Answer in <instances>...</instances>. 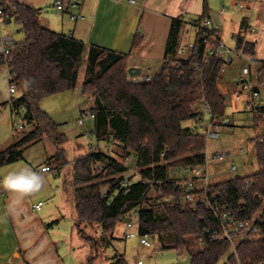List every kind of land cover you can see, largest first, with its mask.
Returning a JSON list of instances; mask_svg holds the SVG:
<instances>
[{
    "label": "trees",
    "instance_id": "16d2710c",
    "mask_svg": "<svg viewBox=\"0 0 264 264\" xmlns=\"http://www.w3.org/2000/svg\"><path fill=\"white\" fill-rule=\"evenodd\" d=\"M3 10L9 17H15L25 35L23 41L12 44L13 52L7 63L17 85V95L10 102L15 111L25 110V117L34 128L0 152V166L19 160L23 147L43 136L57 146L54 157L66 160L62 146L67 136L50 114L40 108V101L75 89L86 59L81 89L93 99L90 113L94 117L96 139L118 141L127 155L137 154L141 179L156 177L163 182L153 184L130 178L126 187L123 181L128 167L124 161L102 150L77 157L73 162V185L78 226L82 222L99 223L104 233H113L116 223L136 210L140 235L158 236L162 240L174 235V240L165 241L163 246L181 253L190 252L187 237L197 235L206 246L191 252L190 264L218 263L230 252L232 243L223 234L213 210L204 201H199L195 208L184 207L180 201L183 193L176 181H166L172 168L205 165L208 160L205 133L194 132L183 121L202 118L204 111L198 106H202L203 99L214 120L226 113L225 95L219 88L224 62L216 57L205 61L206 48L198 31L194 46L186 55L182 54L181 35L186 21L174 18L162 68L151 81L134 82L128 79L126 53L54 31L40 22L37 9L25 3L14 0L11 5H3ZM204 18L201 14L192 21L198 26ZM236 48L243 49L246 55L255 54V43L244 42L241 37ZM256 75L264 97V61ZM253 110L257 116H264V105ZM254 142L257 172L210 184L207 190H196L200 197L207 194L213 199L217 195V200L239 220L256 219L255 228L237 243L225 264H264V137ZM166 148L167 164L161 159ZM163 191L175 194L178 202L164 201ZM111 264L130 263L120 255Z\"/></svg>",
    "mask_w": 264,
    "mask_h": 264
},
{
    "label": "crops",
    "instance_id": "0c3cea01",
    "mask_svg": "<svg viewBox=\"0 0 264 264\" xmlns=\"http://www.w3.org/2000/svg\"><path fill=\"white\" fill-rule=\"evenodd\" d=\"M13 1L0 0V5H11ZM16 1L37 9L40 22L44 26L82 39L87 44H98L126 53L128 68L139 67L141 74L152 75H155L163 66L171 23L174 18H182L186 21L181 35L183 47L189 41L194 40V37L191 38V36L184 39L185 34H191L192 27H194V34L197 33L196 24L188 16L190 13L204 14L211 18L217 28L219 38L225 42L222 27L228 25L227 18L230 13H225L228 5L231 6L230 12L237 15L241 13L239 8L249 9V26H252L257 9L260 8L258 0H136L135 3L130 0H75L79 5L70 7V10L57 9L54 6L55 0ZM68 1L65 0V2ZM224 1H227V4ZM71 14L79 15V17L74 19ZM255 19L262 22L260 16ZM251 30L254 31V28ZM21 31V25L14 16H0V120L7 111H11V116L17 114L9 106L10 100L17 93L9 91L10 68L3 61V53L7 45L24 40L25 35L23 32L20 33ZM234 36L237 47V39L240 36ZM243 40L249 42L247 37ZM236 47L234 49H237ZM236 82H234L235 89ZM81 86L78 85L75 89L44 97L40 101V108L49 113L59 125L65 124L66 118H58L56 115L64 114L65 117L70 110H75L76 107L83 108L82 101L85 94H83ZM219 88L225 95L221 82H219ZM88 98L90 111L93 99ZM200 107L204 111L203 106ZM21 110L18 112L20 113ZM81 120L83 122V119ZM195 120L198 123L199 118ZM81 127L85 129V126ZM47 138L53 143L48 136ZM18 140L20 139L16 138L13 133L4 135L0 139V152ZM64 144L62 147L67 160L65 165L57 163V158L54 155L58 149L54 143H47V146L37 150L35 155L32 153L27 155L24 166L13 164L23 160L30 144L23 147L22 157L19 160L1 165L0 179L9 172L21 168H31L41 172L42 166L50 165L51 169L41 173L45 177V182L42 189L34 194L21 198L0 187V264L83 263L78 257L72 256L73 250L79 244L82 245V239L78 237L76 229L77 210L72 169L75 159L86 154L79 156L75 154L70 157ZM83 152L81 151V153ZM227 154H230V151L225 152L224 156ZM53 160L55 163L52 164ZM38 162H40V166L38 165L37 169L35 164ZM54 170L58 172L57 175H54ZM65 172L68 177V187L60 180ZM55 180L57 184L53 183ZM58 195H60L59 201H56ZM62 195L65 197L63 200ZM52 197L55 200H51L50 205H46V200L52 199ZM40 202L42 205L38 209L37 205ZM64 218L69 223L68 229L60 226V222ZM54 220L59 223L54 224ZM75 242L77 245H74Z\"/></svg>",
    "mask_w": 264,
    "mask_h": 264
},
{
    "label": "rangeland",
    "instance_id": "374dc122",
    "mask_svg": "<svg viewBox=\"0 0 264 264\" xmlns=\"http://www.w3.org/2000/svg\"><path fill=\"white\" fill-rule=\"evenodd\" d=\"M227 4V1H224ZM255 18L257 16L262 19H253L252 26H249L250 10L239 8L240 14L231 13V6L228 5L225 13H230L227 18V26L222 27V34L225 39V43L231 49L236 47L235 36L241 38H248L249 42L256 44V53L253 56H236L233 62L227 64L225 70L222 72L220 82L224 87L225 99H226V113L223 117H229L227 125H222L220 128L212 127L213 132H219L218 136H207L206 154H207V166L208 174L210 176V184H215L232 179L237 176H250L259 170V165L255 156L254 139L258 137H264V116L258 115L251 109L247 101L250 98L248 92L244 93L241 99H236L234 90V82L239 79L242 67L248 65L251 68L252 74H256L258 69L262 66L264 61V0H258ZM244 11V13H242ZM189 20V18H187ZM251 25V24H250ZM191 28V26H190ZM254 28V31L251 30ZM191 34H185V38H195L194 27L191 28ZM22 33V31L20 32ZM193 38V39H194ZM188 52V51H187ZM187 52H182L186 55ZM128 63V62H127ZM164 64V62H163ZM128 73V68H127ZM86 75V59L82 62L80 68V74L78 79V85L81 86ZM130 75L128 73V79ZM77 85V87H78ZM82 101L83 108L76 107L75 110H70L64 117V114L56 115L58 118H66L65 124L59 125V130L68 136L64 147L67 149L70 157L79 156L80 154H87L90 151L102 150L108 154L116 157L117 159L126 163L128 170L124 174V179L133 178V180L139 179V168L135 167L134 161H132L131 155H127L122 148V145L115 140L111 141H98L93 133L94 129V117L89 111L88 97L84 96ZM260 103L264 105V97L260 100ZM201 106V105H200ZM198 106L200 109L201 107ZM2 109H5L2 107ZM223 117L217 118L216 122L220 123ZM202 118L206 123L210 121V113L207 109H204ZM83 119V122H81ZM21 125V127H20ZM185 127L195 126L199 131L206 133L205 127L199 126L195 119H187L183 121ZM81 126H85L82 129ZM34 128L32 122H29L25 117V110L22 109L20 113L11 116V111L5 112V116L0 120V139L4 135H11L13 133L16 138L25 136L30 133ZM43 138V139H42ZM34 144L31 143L24 158L21 161L16 162L13 165L24 166L27 155L34 154L37 150L47 146V143L51 141L47 136L42 137ZM81 151H84L81 153ZM230 151V154L225 155L223 159L218 160L217 154H225ZM254 153L252 162H249L250 154ZM38 157V156H37ZM38 159V158H37ZM55 163L53 160L52 164ZM59 165L67 164V160L57 159ZM40 162L35 164L38 169ZM39 165V166H38ZM234 165H236V171H232ZM73 170V169H72ZM54 175L58 172L54 170ZM63 184L68 187V177L66 172L61 176ZM53 183L57 184L55 180ZM51 184V183H50ZM204 184L203 180H199V185ZM109 186L107 185L106 189ZM60 195L56 198L59 201ZM62 200L65 198L62 195ZM52 199L46 200V205H50ZM262 209L258 212L256 217H259ZM67 214V211H65ZM54 224L59 221H53ZM60 226L64 229L69 228L67 219H63L60 222ZM77 235L82 239V245L76 247L73 250V255L78 257L83 262L82 264H111L117 260L118 256L124 255L125 259L130 263H134L137 259H142L145 264H190L191 252H196L206 246L201 237L192 235L187 237V241L190 245V252L184 251L181 253L174 248H165L163 246L165 241L174 240V235H168L167 239L162 240L158 236L149 235L147 238L151 242L150 246L141 242V235L139 233V224L136 223L134 227H128L125 219H121L116 223L113 233H104L102 226L99 223L82 222L78 226V220H76ZM128 232H136V236L127 237ZM247 231L244 230L240 233L232 235L231 243L232 248L230 252L225 255L216 264L227 263L228 255L235 250V246L243 238L246 237ZM76 236V235H75ZM74 245H77L76 242Z\"/></svg>",
    "mask_w": 264,
    "mask_h": 264
},
{
    "label": "built area",
    "instance_id": "2783aa9c",
    "mask_svg": "<svg viewBox=\"0 0 264 264\" xmlns=\"http://www.w3.org/2000/svg\"><path fill=\"white\" fill-rule=\"evenodd\" d=\"M131 2H137L136 0H130ZM79 3L75 0H69L68 2H65V0H55L54 6L59 10H70V7L78 6ZM72 18H77L79 15L71 14ZM0 16H7L6 12L3 10V6L0 5ZM197 31L199 34V38L202 40L203 44L206 48V55H205V61H210L212 58L216 57L221 59L224 62V65L222 67V72L225 70L227 64L233 62L235 57L238 56H245L243 53V49H231L226 45V43L219 38L217 34V28L213 24V21L211 18L206 17L204 18L197 26ZM194 46V40L189 41L185 46L181 48L182 52L189 51ZM13 52L12 45H7L4 49L3 57L6 63H9L11 54ZM195 68L197 70L202 71V67L199 64H195ZM13 73H9V91L10 93L16 92V82L14 80ZM154 75L152 74H139L136 76L129 77V80L134 82H148L153 79ZM248 92L250 95V98L247 101L248 106L251 109H258L259 106H262L260 103V100L262 99V92L261 89L258 88V80L257 75L252 74L251 68L248 65H244L242 67L239 79L236 82V89L234 91L236 99H241L243 94ZM9 106L12 108L11 102L9 103ZM202 106L204 109H207V111L210 113V121L209 123H206L203 119H199L198 124L199 126L205 127L206 130V137L207 136H218L219 132L214 131L213 128H220L222 125H227L229 122V117H223L220 121V123L216 122V119L214 120L212 117V114L209 110V105L206 100H202ZM16 113H19L16 110ZM1 115V110H0ZM218 118V117H217ZM82 121V120H81ZM21 127V125H20ZM194 132L199 131L197 127H193ZM261 140H263V137H261ZM168 148L163 151L161 159L162 163L167 164L168 161L166 160V152ZM132 161L135 163V167H137L136 159L137 154L133 153L131 154ZM217 159H223L224 154H217ZM208 163V162H207ZM207 163L205 165H185L182 167H174L169 171V174L167 175L166 181L175 180L177 183V186L179 187V190L183 193L180 201L183 204L184 207L191 206L192 208H195L197 206V203L199 201H204L207 203V206L210 207L215 216L217 217L218 221L221 223V226L223 228V234L226 237H229V239L232 238V235L234 233H240L244 230L247 231L246 235L251 229L255 228L256 219L252 220H239L236 218L235 215L229 211L225 204L217 200V195L214 196L213 199H211L207 194L203 196H199L196 193V190L198 189H205L210 185V176L208 174V166ZM42 169H51L50 165H44L42 166ZM237 167L234 165L232 171H236ZM0 173H1V166H0ZM139 179H141V175L139 174ZM143 182H150V183H161L163 180L158 179L156 177L150 179V178H143L141 179ZM199 180H203L204 184L199 185ZM251 183L252 181H248ZM131 183L130 179H127L123 181L124 186H128ZM164 195L162 196V199L168 203H176L178 202V197L175 194L166 193L163 191ZM42 205V202L38 203L37 208L40 209ZM128 227H134L136 223L139 224V216L136 210L132 211V215L128 216V220L126 221ZM207 232H210V229L206 230ZM136 236V232H128L127 237ZM141 242L144 243L147 246L151 245V242L148 240L149 235H141ZM219 235L215 236L218 237ZM132 264H145L142 259H137Z\"/></svg>",
    "mask_w": 264,
    "mask_h": 264
},
{
    "label": "clouds",
    "instance_id": "9594fccd",
    "mask_svg": "<svg viewBox=\"0 0 264 264\" xmlns=\"http://www.w3.org/2000/svg\"><path fill=\"white\" fill-rule=\"evenodd\" d=\"M42 172H47V169H42L41 172L34 171L31 168L11 171L0 179V187L21 198L34 194L39 192L44 185L45 177L41 174Z\"/></svg>",
    "mask_w": 264,
    "mask_h": 264
},
{
    "label": "water",
    "instance_id": "95a60500",
    "mask_svg": "<svg viewBox=\"0 0 264 264\" xmlns=\"http://www.w3.org/2000/svg\"><path fill=\"white\" fill-rule=\"evenodd\" d=\"M188 16L192 19H198V17H199V15L194 14V13H190ZM128 73L131 76H136V75H139L141 73V69L139 67H129ZM253 157H254V153H251L250 157H249V162H252ZM125 220L127 221L128 217H126Z\"/></svg>",
    "mask_w": 264,
    "mask_h": 264
}]
</instances>
